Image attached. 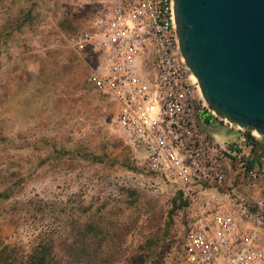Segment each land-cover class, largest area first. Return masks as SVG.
<instances>
[{"label": "rangeland", "instance_id": "rangeland-1", "mask_svg": "<svg viewBox=\"0 0 264 264\" xmlns=\"http://www.w3.org/2000/svg\"><path fill=\"white\" fill-rule=\"evenodd\" d=\"M3 1L0 248L20 256L44 242L52 264H170L183 232L182 197L159 178L132 176L144 172L142 155L66 46L101 0H12L9 12ZM239 130L240 144H250L254 129ZM207 131L236 135L223 126ZM254 134L251 144H264Z\"/></svg>", "mask_w": 264, "mask_h": 264}, {"label": "built area", "instance_id": "built-area-1", "mask_svg": "<svg viewBox=\"0 0 264 264\" xmlns=\"http://www.w3.org/2000/svg\"><path fill=\"white\" fill-rule=\"evenodd\" d=\"M65 42L87 86L116 104L115 127L142 155L144 172L132 176L159 178L182 197L170 264H264V144H251L253 132L240 144L241 126L195 98L174 0H101ZM219 126L236 135L207 131Z\"/></svg>", "mask_w": 264, "mask_h": 264}, {"label": "water", "instance_id": "water-1", "mask_svg": "<svg viewBox=\"0 0 264 264\" xmlns=\"http://www.w3.org/2000/svg\"><path fill=\"white\" fill-rule=\"evenodd\" d=\"M174 10L204 100L264 136V0H174Z\"/></svg>", "mask_w": 264, "mask_h": 264}, {"label": "trees", "instance_id": "trees-1", "mask_svg": "<svg viewBox=\"0 0 264 264\" xmlns=\"http://www.w3.org/2000/svg\"><path fill=\"white\" fill-rule=\"evenodd\" d=\"M247 136L250 138V135ZM7 245L4 244L0 248V264H52L49 252L51 245L47 243L39 242L35 246H32L30 252H27V254L23 252L20 256L8 250Z\"/></svg>", "mask_w": 264, "mask_h": 264}, {"label": "crops", "instance_id": "crops-1", "mask_svg": "<svg viewBox=\"0 0 264 264\" xmlns=\"http://www.w3.org/2000/svg\"><path fill=\"white\" fill-rule=\"evenodd\" d=\"M1 1L2 0H0V3H1ZM3 3L5 4V5H7V4H9V5H11L9 8V10H8V8H7V10H8V12L11 10V7H14V5L12 6V0H4L3 1ZM6 8V7H5ZM12 11V10H11ZM6 19V18H5ZM10 19L12 20V18L10 17ZM26 23H27V21H25L24 23H23V25H21V27H20V29H22V35L23 36H25V35H27L28 33L26 32L27 30L25 29L24 30V27L25 26H27L26 25ZM15 32V31H14ZM9 36V35H8ZM40 45V44H39ZM26 46H28V45H26ZM41 46V45H40ZM115 104V103H114ZM115 106H116V104H115ZM117 107V106H116ZM132 146V145H131Z\"/></svg>", "mask_w": 264, "mask_h": 264}, {"label": "bare ground", "instance_id": "bare-ground-1", "mask_svg": "<svg viewBox=\"0 0 264 264\" xmlns=\"http://www.w3.org/2000/svg\"><path fill=\"white\" fill-rule=\"evenodd\" d=\"M195 78V77H194ZM254 133H257L258 135L260 134V133H258V131H256L255 129H254ZM261 135V134H260Z\"/></svg>", "mask_w": 264, "mask_h": 264}]
</instances>
